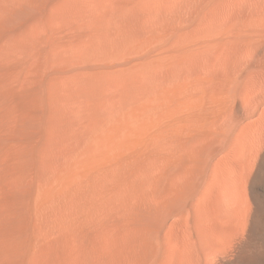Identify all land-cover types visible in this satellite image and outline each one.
<instances>
[{
    "label": "rangeland",
    "instance_id": "rangeland-1",
    "mask_svg": "<svg viewBox=\"0 0 264 264\" xmlns=\"http://www.w3.org/2000/svg\"><path fill=\"white\" fill-rule=\"evenodd\" d=\"M222 38H264V0H0V264L130 259L161 106Z\"/></svg>",
    "mask_w": 264,
    "mask_h": 264
},
{
    "label": "bare ground",
    "instance_id": "bare-ground-1",
    "mask_svg": "<svg viewBox=\"0 0 264 264\" xmlns=\"http://www.w3.org/2000/svg\"><path fill=\"white\" fill-rule=\"evenodd\" d=\"M218 41L161 106L168 144L112 264H264V38Z\"/></svg>",
    "mask_w": 264,
    "mask_h": 264
}]
</instances>
